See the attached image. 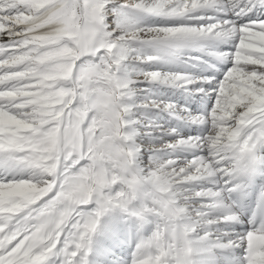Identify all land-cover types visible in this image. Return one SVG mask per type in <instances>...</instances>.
Instances as JSON below:
<instances>
[{
    "label": "snow or ice",
    "instance_id": "snow-or-ice-1",
    "mask_svg": "<svg viewBox=\"0 0 264 264\" xmlns=\"http://www.w3.org/2000/svg\"><path fill=\"white\" fill-rule=\"evenodd\" d=\"M0 36V264H88L99 218L138 196L158 223L135 264H173V224L224 226L264 264L232 198L237 153L264 149V0H0ZM141 85L159 130L133 116Z\"/></svg>",
    "mask_w": 264,
    "mask_h": 264
},
{
    "label": "bare ground",
    "instance_id": "bare-ground-1",
    "mask_svg": "<svg viewBox=\"0 0 264 264\" xmlns=\"http://www.w3.org/2000/svg\"><path fill=\"white\" fill-rule=\"evenodd\" d=\"M6 42L7 38L0 36V43ZM133 48H138V46L130 44L129 49ZM137 55L138 51H130L129 59L125 62L123 74L130 79H136L142 67L136 59ZM145 88L148 90L144 91ZM160 91L173 92L175 90ZM158 95L157 89L151 88L148 85H141L136 88L132 99V103L136 106L133 116L135 119L141 121V127L145 119L153 122V126L157 130L163 127L162 119L151 115L152 112H155V109L149 107L152 101L157 100ZM138 103L140 106H137ZM165 103H171V100L165 99ZM165 116L169 119L171 115L168 112L161 113V117ZM137 131H141V129L137 128ZM143 135L144 133L141 131V136ZM137 141L141 142L140 136L137 137ZM261 154L264 155V149H261ZM142 161L143 153H141V163ZM142 166H144L143 163ZM119 190L120 188L117 186L113 189L112 194L115 195ZM261 192H264V168L261 169V175L254 183L239 191L245 198V207L239 213L242 216H247L252 224L256 211L263 200V197L260 196ZM134 207H140V201H136ZM97 208L98 205L93 203L88 211L94 214ZM93 218H95L94 215ZM149 220L148 224L141 226L136 217L119 207H115L101 216L97 231L92 237L91 250L87 256L88 264H135L141 241L150 238L156 231L158 218L152 215L149 217ZM214 227L215 240L212 243L213 253L209 256V264H243L241 250L227 246L231 230L219 224ZM56 264H60V262L57 261Z\"/></svg>",
    "mask_w": 264,
    "mask_h": 264
},
{
    "label": "clouds",
    "instance_id": "clouds-1",
    "mask_svg": "<svg viewBox=\"0 0 264 264\" xmlns=\"http://www.w3.org/2000/svg\"><path fill=\"white\" fill-rule=\"evenodd\" d=\"M237 157L238 165L234 169L233 179L236 181V190L239 192L249 186L254 177L260 174L262 167H264V155H261L258 149H253L251 151H239ZM137 190L143 192V185L138 186ZM136 201H139V196L127 205L128 210L125 212H129L136 217L141 226L146 225L150 222L149 217L152 214L144 211L147 205L141 202L140 207H134ZM170 234L173 241L170 246V257L173 264H209V256L213 253L210 241L190 238L183 231L177 230L174 224L171 227ZM152 247L154 245L140 243L137 255H152Z\"/></svg>",
    "mask_w": 264,
    "mask_h": 264
},
{
    "label": "rangeland",
    "instance_id": "rangeland-1",
    "mask_svg": "<svg viewBox=\"0 0 264 264\" xmlns=\"http://www.w3.org/2000/svg\"><path fill=\"white\" fill-rule=\"evenodd\" d=\"M171 103H177V101H175V99L173 98V100L171 99ZM137 106H140V104L138 103ZM166 116H168V115H166Z\"/></svg>",
    "mask_w": 264,
    "mask_h": 264
}]
</instances>
